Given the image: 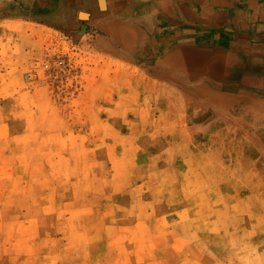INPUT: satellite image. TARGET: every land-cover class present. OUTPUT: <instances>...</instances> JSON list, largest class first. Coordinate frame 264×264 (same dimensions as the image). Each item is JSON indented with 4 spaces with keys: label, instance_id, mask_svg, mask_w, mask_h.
<instances>
[{
    "label": "rangeland",
    "instance_id": "rangeland-1",
    "mask_svg": "<svg viewBox=\"0 0 264 264\" xmlns=\"http://www.w3.org/2000/svg\"><path fill=\"white\" fill-rule=\"evenodd\" d=\"M0 264H264V0H0Z\"/></svg>",
    "mask_w": 264,
    "mask_h": 264
},
{
    "label": "built area",
    "instance_id": "built-area-1",
    "mask_svg": "<svg viewBox=\"0 0 264 264\" xmlns=\"http://www.w3.org/2000/svg\"><path fill=\"white\" fill-rule=\"evenodd\" d=\"M53 64H54V70L58 67V66H62L64 64V60L62 58H57L54 60V63H52L51 61H46L44 63V66L51 70L53 68Z\"/></svg>",
    "mask_w": 264,
    "mask_h": 264
},
{
    "label": "bare ground",
    "instance_id": "bare-ground-1",
    "mask_svg": "<svg viewBox=\"0 0 264 264\" xmlns=\"http://www.w3.org/2000/svg\"><path fill=\"white\" fill-rule=\"evenodd\" d=\"M104 1V0H103ZM224 138V137H223ZM177 150V149H176Z\"/></svg>",
    "mask_w": 264,
    "mask_h": 264
},
{
    "label": "water",
    "instance_id": "water-1",
    "mask_svg": "<svg viewBox=\"0 0 264 264\" xmlns=\"http://www.w3.org/2000/svg\"><path fill=\"white\" fill-rule=\"evenodd\" d=\"M101 2H102V0H101Z\"/></svg>",
    "mask_w": 264,
    "mask_h": 264
}]
</instances>
